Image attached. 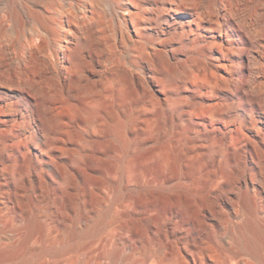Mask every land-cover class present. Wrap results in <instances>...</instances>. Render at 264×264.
I'll list each match as a JSON object with an SVG mask.
<instances>
[{"label":"bare ground","instance_id":"1","mask_svg":"<svg viewBox=\"0 0 264 264\" xmlns=\"http://www.w3.org/2000/svg\"><path fill=\"white\" fill-rule=\"evenodd\" d=\"M138 1L0 0V186L8 198L20 197L7 179L21 185L19 170L51 197L47 179L101 158L106 142L113 161L116 139L128 156L145 149L179 166H195L203 148L205 162L219 166L215 176L246 152L261 165L264 0ZM123 86L141 94L140 109L124 117ZM143 123L148 141L136 142L132 131ZM247 221L243 248L255 252L261 230ZM23 252L0 237V264H21Z\"/></svg>","mask_w":264,"mask_h":264},{"label":"rangeland","instance_id":"2","mask_svg":"<svg viewBox=\"0 0 264 264\" xmlns=\"http://www.w3.org/2000/svg\"><path fill=\"white\" fill-rule=\"evenodd\" d=\"M185 59L182 50L180 72ZM118 105L122 117L138 111L141 94L123 86ZM131 138L148 141L146 123ZM113 144V161L106 142L101 158L47 179L51 197L26 170H19L21 185L7 178L20 197L8 198L0 186V237L22 243L21 264H264V156L257 166L246 152L228 175L215 176L219 166L205 162L204 145L195 166H179L171 155L158 161L143 149L128 156L121 140ZM100 217L105 222L93 225ZM248 219L261 230L255 252L243 248Z\"/></svg>","mask_w":264,"mask_h":264}]
</instances>
